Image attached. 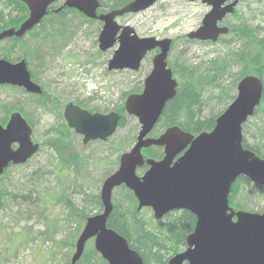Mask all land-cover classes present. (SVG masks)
I'll list each match as a JSON object with an SVG mask.
<instances>
[{
  "label": "water",
  "instance_id": "water-1",
  "mask_svg": "<svg viewBox=\"0 0 264 264\" xmlns=\"http://www.w3.org/2000/svg\"><path fill=\"white\" fill-rule=\"evenodd\" d=\"M28 16L18 27L0 31V40L21 38L40 24L57 0H21ZM157 0H131L121 7L98 12L99 0H63L57 8H72L84 16L101 22L98 48L105 51L116 45L107 61L108 70H137L145 55L158 49L152 57V68L143 81L140 93L129 94L124 102L127 114L137 118L139 130L131 148L119 157L118 167L102 181L99 198L102 211L88 216L76 239L71 264H76L85 242L93 238V246L108 264H145L140 254L126 239L107 228L112 210L111 195L121 185L128 188L137 201V209L148 207L155 220L173 210L185 209L195 216L193 230L185 237V248L171 256L165 264H264V212L234 210L229 203L232 184L245 176L256 185H264V158L242 146V124L252 116L261 100L263 83L254 75L242 77L236 95L226 109L215 118L210 131L197 135L177 125L150 135L168 100L175 95L176 79L167 66L170 38L139 37L129 25L116 18L136 13ZM193 1V0H190ZM210 6L201 25L187 33L188 39L216 41L228 32L217 23L234 10L240 0H201ZM23 88L40 94L41 86L31 79L25 59L11 62L0 58V85ZM63 117L82 143L106 140L122 117L116 111L90 112L68 102ZM32 128L19 111L10 113L5 125L0 124V176L10 165L22 164L39 149L31 138ZM16 143L15 148L12 144ZM163 148L160 159H144L142 149ZM148 168L141 174L136 169Z\"/></svg>",
  "mask_w": 264,
  "mask_h": 264
},
{
  "label": "rangeland",
  "instance_id": "rangeland-1",
  "mask_svg": "<svg viewBox=\"0 0 264 264\" xmlns=\"http://www.w3.org/2000/svg\"><path fill=\"white\" fill-rule=\"evenodd\" d=\"M61 2L62 0H59L58 4ZM0 8L3 9L1 4ZM208 9L201 0H158L147 9L123 15L117 21L121 25L131 26L139 37L172 39L167 59L168 64H173L175 69L179 70L174 58L180 62L195 64L201 69L213 58L228 57L237 46L234 39L229 42L218 40L209 43L186 38L188 32L200 25ZM3 11L6 23L4 27L12 25V20L15 19L21 22L22 17L26 16V13L11 1ZM226 22L231 28L245 23L256 30L258 38H263L264 0H243L237 5L235 12L227 17ZM72 24L71 38L56 54L45 57L42 61L33 57L29 60L26 58L28 67L34 72L35 81L43 90L58 100L56 104H59L61 113L69 101L81 102L93 112L108 113L115 110L123 105L130 92L141 90L142 82L152 67L151 59L154 53L149 52L144 57L138 70L109 71L107 61L114 47L105 51L99 50L97 39L101 23H90L79 16ZM8 45L10 46V43ZM16 48L11 49L12 61L18 60L15 56L21 54ZM239 71L240 66L237 64L230 66L220 85L229 86L237 79ZM175 77L178 80V77ZM219 91L218 87L206 86L203 96H220ZM231 92H226L219 101L212 100V107L206 108V111H221L231 102ZM30 98L29 93L19 87L0 85V118L4 117V108L8 110V115L14 110L20 111L26 119H30L32 139L39 144L38 151L27 162L8 168L0 182L1 191H10L16 196L14 200L10 197L0 204V264H70L72 250L69 245H62L61 241L75 232L76 222L65 219V209L61 203H53L48 196L44 203L37 198L36 191L31 189L35 186L34 182L40 184L36 185L39 189L41 186L47 189L54 187L53 190L59 187L57 175L63 161L59 151H55L50 143L59 145L57 148L64 147V154L61 156L68 161L64 166L70 169L69 177L76 178L84 186L86 193L96 194L99 193L104 178L116 170L119 156L132 146L135 138L133 141L129 138L133 134L136 136L139 124L136 117L126 115L123 126L107 140L90 141L83 145L81 136L70 129L64 130L55 104L48 102L46 107H37L29 101ZM24 103H29V108ZM249 121L247 135L252 144L249 131L253 132L258 127L264 130V108L256 111ZM55 131L70 133L65 146L55 142L52 137ZM161 131L159 129L151 135H157ZM242 190L238 188L231 197L235 208L257 212L264 209V196L257 197L255 189L250 191V194H243ZM67 191L73 201L80 205L83 194L72 192L71 187H67ZM26 192L31 194V200L19 201V195ZM1 196L7 198L5 193ZM140 211L149 225L153 224L152 220L155 219L152 210L142 208Z\"/></svg>",
  "mask_w": 264,
  "mask_h": 264
},
{
  "label": "trees",
  "instance_id": "trees-1",
  "mask_svg": "<svg viewBox=\"0 0 264 264\" xmlns=\"http://www.w3.org/2000/svg\"><path fill=\"white\" fill-rule=\"evenodd\" d=\"M10 1L11 3H15L16 6H18L23 13H26L27 16V8L20 0H0L2 8L4 9L6 5H9ZM129 1L131 0H99V12H106L121 7ZM56 6H58V3H55L51 9ZM3 9L0 8V30L10 26L17 27L20 24V21L17 19L12 20V25L4 27L6 23L4 22L5 14ZM26 16L22 17V20L25 19ZM79 16L87 22H96L94 19L86 18L72 8L65 7L57 12L50 10L47 15L43 17L40 24L28 31L25 36L21 38L12 37L1 40L0 57L12 61L13 57L10 56V53L11 49L14 47H17L16 49L20 50V56H15V58L19 59L27 58L29 60L30 57H33L42 61L43 58H48L54 53L56 54L71 38L72 32L70 33V29L73 28L72 21ZM255 31L256 30L253 27H249L245 23L230 28L228 34L229 37H221L220 40L229 42L234 39L237 46H235L234 50L228 54V57L213 58L201 69L195 64L180 62L177 58H174L176 60V67L179 70L175 69L171 63L169 66L172 69L173 75L178 77V85L176 87L175 95L166 102L162 113L153 128V132L159 129L164 130L166 127L172 125H177L183 131L189 132L193 135L202 131H209L214 126L215 117L225 108L224 107L217 113L211 112L210 109L209 111H206V108L212 107L210 106V104L213 105L212 100H221L223 95L229 91H232L229 97L232 100L235 96L236 82L244 75L252 74L263 80L264 37L258 38ZM8 43H10V46ZM233 64L240 66L237 79L233 80L229 86H221L220 82L223 80L225 74H227V69ZM30 74L32 79L35 80L34 72L30 70ZM206 86L218 87L221 91V94L219 91L220 96L208 94L204 97L203 95ZM29 97H31V100L29 101L37 107H46L48 102L55 104L54 106L57 109V113L60 115L64 130L69 131V128L63 120L61 108L59 104H56L58 101L56 98L48 95L43 88L40 94L29 93ZM261 99L259 106L254 110V114L256 111L264 108V90ZM77 104L86 108L81 102ZM25 106L29 108V103L27 105L25 104ZM115 110L122 113V117L118 123L119 128L123 126L126 115L123 105L115 108ZM3 111L5 114L4 117L0 118L1 124H4L8 118V110L4 108ZM249 119L242 126V145L243 147L252 150L259 157L264 158V130H261L258 127L256 129L253 128V132L249 131L250 138L253 140V143L251 144L248 139L249 135H247V125L250 122ZM27 120L29 123L31 122L28 117ZM69 135L70 133L66 134L64 131H55L54 134H52V137L56 143L65 146V141H67ZM134 138L135 135L133 134L129 139L133 141ZM128 143L130 144L131 142ZM50 145L55 151H59V156L63 161L61 170H59V174L57 175L59 187L57 186V190H53L55 189L54 187L47 189L42 186L39 189L36 188V185L40 184L34 182L35 186L31 189L36 191L37 198L44 203L46 201V196L50 197V201L53 203H61L65 209V219H72L76 222L77 227L75 232L69 234L67 238L61 241V244L64 246L69 245L73 253L75 250L74 244L76 238L80 233L86 218L102 211V204L99 199V193H86L84 191V186L80 184L76 178H73L72 176L69 177L70 169L64 166V163L68 161L61 156L64 154V147L57 148L56 146L59 145L51 143ZM142 154L144 158L158 159L162 156V148L158 146H149L142 149ZM145 168L146 165L144 164L138 169V172H141ZM7 170L8 168L5 170L4 175ZM4 175L0 177V182L5 177ZM67 187H71L72 192L83 194L81 196L80 205L73 201L72 196L67 191ZM238 188L240 190L243 189V194H250V191L255 189L254 192H257V197L260 198L264 196V185L252 184L246 177L238 176L230 189V199L233 197L234 193H236ZM244 190L246 191L244 192ZM29 192L20 194L19 201H30L31 194ZM3 193L7 194L6 199L1 196ZM10 197L12 200L16 198L14 193H11L10 191L6 192L5 190L3 192L0 190V204L4 203L7 199H10ZM111 203L112 210L106 220L107 228H110L123 236L128 245L140 254L145 264H164L171 255L185 246V237L194 227L195 217L190 211L185 209L169 211L162 218L152 220L153 224L149 225L148 221H146L141 215V211L137 209L134 196L124 186H119L114 189L111 196ZM258 211L263 212L264 209ZM151 226L153 228H151ZM76 264L108 263L95 250L92 239H89L84 244L83 251L76 261Z\"/></svg>",
  "mask_w": 264,
  "mask_h": 264
},
{
  "label": "flooded vegetation",
  "instance_id": "flooded-vegetation-1",
  "mask_svg": "<svg viewBox=\"0 0 264 264\" xmlns=\"http://www.w3.org/2000/svg\"><path fill=\"white\" fill-rule=\"evenodd\" d=\"M237 7V6H236ZM236 7H235V10H236ZM230 15H232V14H230ZM230 15H227L226 17H224V19H223V21L221 22V23H219L220 25H226V26H228V28H231L229 25H228V23L226 22V19H227V17H229Z\"/></svg>",
  "mask_w": 264,
  "mask_h": 264
}]
</instances>
